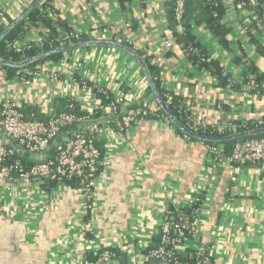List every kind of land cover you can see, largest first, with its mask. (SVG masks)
Instances as JSON below:
<instances>
[{
    "label": "crops",
    "instance_id": "crops-1",
    "mask_svg": "<svg viewBox=\"0 0 264 264\" xmlns=\"http://www.w3.org/2000/svg\"><path fill=\"white\" fill-rule=\"evenodd\" d=\"M170 1L128 0L121 5L119 0H51L46 11L62 24L59 29L95 40L127 41L149 55L162 90L180 96L207 125L264 118V94L254 92L244 74L248 60L264 74V52L256 45L264 50V27L251 9L225 6L222 21L230 27L226 49L205 22L196 23L199 0H186L189 32L228 76L229 82L219 85L215 75L193 66L183 52L175 36L182 25L171 24ZM30 3L0 0L1 23H8L7 16L22 15ZM26 24L18 40L39 44L47 39L46 27ZM165 40L172 45L167 48ZM35 69V79L25 83L0 75V102L20 100L24 110L36 107L41 119L46 115L40 99L50 94L63 99L59 95L75 92L79 81L121 95L120 112L139 102L149 84L131 53L109 45L73 49L57 60L39 62ZM149 106L156 108L153 102ZM53 108L59 112L55 104ZM96 137L103 154L90 212L75 186L33 188L26 196L12 186L1 188L0 264H82L103 248L120 253L105 264H152L150 251L157 244L162 216L195 192L209 159L206 146L151 118H140L122 133L103 125ZM201 192L199 238L182 240L177 253L186 255L201 242L212 264H264V163H219L213 188Z\"/></svg>",
    "mask_w": 264,
    "mask_h": 264
},
{
    "label": "built area",
    "instance_id": "built-area-1",
    "mask_svg": "<svg viewBox=\"0 0 264 264\" xmlns=\"http://www.w3.org/2000/svg\"><path fill=\"white\" fill-rule=\"evenodd\" d=\"M185 3L186 0H173V17L177 24L182 21ZM215 3L250 8L258 23L262 24L264 20V0H215ZM216 15L217 13L214 12L213 16ZM2 17L3 12H0V31L8 25V23H1ZM59 36L60 42H71L79 38L80 32L60 29ZM29 44L28 41L14 40L8 42L7 46L20 52L29 47ZM40 44L42 43L37 45ZM164 44L167 48L172 45L170 40H165ZM0 75L5 81L8 79L6 71L1 66ZM36 75L37 69L20 68L15 72L14 77L19 82L25 83L35 79ZM75 85L77 86L75 92H67L59 96L70 101V108L76 103L85 114H76L71 111L56 112L53 104L58 97L54 94L40 99V110L46 115L43 119L33 118L32 113L27 116L22 110L20 100L5 98L0 102V129L3 133L0 136V191L3 186L6 189L12 186L26 196L34 190L33 188L39 189V184L45 181H56V185H66V182L75 180L82 196V206L86 213L90 212L94 187L102 164L101 152L93 138L94 134L97 135L103 125L111 126L118 133H122L128 126L139 120V116L147 114H155V117L151 119L159 120L166 126H172L167 118L156 115L157 107H129L121 113L119 110V105L123 101L121 95L115 96L104 107L93 90L96 88L105 92L103 89L87 84L86 81L76 82ZM248 85L253 88L255 83L250 80ZM181 106L189 110L186 118L192 127L191 130L196 132L198 128L207 126L204 120L193 114L186 103ZM97 110L100 111L99 116L92 117L91 114ZM252 121L263 124L264 118ZM75 123L83 124V126L77 128L66 141H60L61 129ZM229 125L231 124L218 126V129L224 130ZM182 136L185 139L190 137L187 134ZM7 139L13 140L14 144H9ZM55 139L59 141V144L46 152L45 148ZM205 146L209 159L204 163L195 192L213 188L219 163L238 165L264 163V138L261 137L238 140L233 144L229 154H225L221 146ZM24 154L27 155V159H24ZM36 155L40 158L35 159ZM181 207L182 204L165 210L158 230L159 245L150 251V256L168 264H212L208 248L201 242L194 248L195 254L191 260L179 259L177 245L186 238L195 241L199 238L200 208L195 209L194 214L190 215L185 214ZM114 256L111 249L103 248L98 252L96 260L84 258L82 264L110 263Z\"/></svg>",
    "mask_w": 264,
    "mask_h": 264
},
{
    "label": "trees",
    "instance_id": "trees-1",
    "mask_svg": "<svg viewBox=\"0 0 264 264\" xmlns=\"http://www.w3.org/2000/svg\"><path fill=\"white\" fill-rule=\"evenodd\" d=\"M37 0H31V3L27 9L24 10V13L26 11H29L24 15L23 18H21L19 21H17L6 33L5 35L0 39V66L3 68V70L6 71L7 77H13L15 75V72L19 70L20 68H29L32 70H35V65L39 62H43L46 60H57L59 59L64 52L71 51L73 49L78 48H90L94 45H85L73 49H66L63 50L62 48L74 44V43H82V42H88V41H94L95 38L80 33V36L78 39H73L71 42H60V26L62 25L59 20L54 22L51 18H49L48 13L46 11V7L49 6L51 0H40L34 7L32 5ZM128 0H119L120 4L123 5V3ZM193 1V0H192ZM247 1V0H244ZM171 2V24H177L173 17V0ZM200 3V12L196 15V23H199L201 21L205 22L209 28L211 29L212 33L218 38L219 42L228 49V40L227 35L230 32V27L226 26L223 21L222 17L225 12V6H223L221 3H215V0H199ZM32 7V9H31ZM216 12L217 15L213 16V13ZM8 25H11L16 18H11L7 16ZM31 24V26H38L42 25L47 28L48 36L47 39L40 45L30 43L29 47L24 48L22 51L17 52L14 49L8 48L7 43L12 42L14 40L20 39L26 32L27 24ZM262 25L264 27V20H262ZM182 25V32L176 33L175 36L177 40L181 43V48L185 55L190 59V62L193 66L197 68L205 67L209 70L213 76L215 75L216 79L218 80L219 85H226L229 82L228 76L223 75L222 68L219 66L218 61L212 58H209L206 53L204 52L202 46L195 41L192 34L189 32V17L186 16V3H185V12L182 18V21L180 23ZM65 30H72L67 27H64ZM3 28L0 31V34L4 31ZM107 41L111 42H117L120 43L126 47H129L133 52L137 54L139 57L140 63H142L143 70L145 69L149 73L150 81L153 84V87L158 93V96L165 104L166 110L160 106L158 103L156 96L154 94V90L148 82V86L145 88L144 94L140 98L139 102L135 104H130L127 106V108H138V107H149L150 102H153L156 104V115L159 117L167 118L170 124L175 128L176 132L180 134L181 136L184 135L183 132L177 127H175L170 119V115L175 118V124H181L184 126H187L192 129L189 121L187 120L186 116L189 112V110L186 107H182L183 103L185 101L178 95L164 92L162 88L160 87V80H159V71L156 65L152 64L149 61V55L144 54L142 51L137 49L133 44L128 43L127 41H117L114 39H110ZM256 45L261 52V54L264 52L263 47L256 42ZM54 49H62L58 50L52 53H49L45 56L38 57L39 55L49 52ZM241 57H239L238 61ZM241 61V60H240ZM246 63V69H245V79H248L247 82L250 80H253L255 83V86L252 88L254 92L264 94V74H258L256 71V67L253 64L251 60L244 61ZM87 84H90L86 81ZM96 95V98L99 99L101 105L104 107L107 106L113 99L114 96L109 93H105L103 91H100L96 88L93 89ZM252 91V92H253ZM150 97V98H149ZM70 101L58 99L56 98L54 100V104L56 105L57 109L59 111H71L75 112L76 114H85L80 107L75 103L71 108L69 106ZM25 107V106H24ZM190 108V107H189ZM25 113L27 116H29L30 113L33 114V118L41 119L40 114L38 113V110L36 107H26ZM100 111L97 110L95 113H92L91 116L94 118H97L99 116ZM122 113V112H121ZM120 114V113H119ZM155 114H147L146 116H139V118H154ZM83 126V124H72L70 126L64 127L61 129V137L63 136H71L72 133L77 129ZM264 127L263 124H257L254 121H246V122H233L232 125L227 126L224 130H219L218 126L215 125H207L204 128H198L196 130V133L198 135H204L207 137H215L220 138L223 137L222 140H216V141H203L202 143L205 145H211V146H221L223 148V152L225 154H229L233 144L237 142L238 140H243L248 137H261L264 138V132L256 133V134H249L247 136H241L239 138H225L228 135L235 133H242L246 131H250L256 128ZM1 133V130H0ZM93 138L95 139L96 145L97 144V137L96 134H94ZM190 140H197L196 137L192 136L189 137ZM10 140V139H9ZM12 144H14L13 140H10ZM200 141V140H199ZM99 148V147H98ZM101 157H102V148L100 150ZM24 159H27V155H23ZM67 185L71 186H77V182L75 180L71 182H66ZM56 186V181H45L41 184H39V187L42 190H50L52 187ZM202 201V192H194L192 195V198L186 202L185 204H182L181 209L184 211L185 214H194L195 209L200 208ZM173 208V206L171 207ZM156 239V246L159 245V236L155 237ZM115 256L112 258V261L110 263H113L117 260L118 256L120 255L119 251L116 249H111ZM100 252V251H98ZM98 254V253H97ZM97 254L91 255L90 260H96ZM194 250H188L186 252V255H179L180 260H191L194 256Z\"/></svg>",
    "mask_w": 264,
    "mask_h": 264
},
{
    "label": "water",
    "instance_id": "water-1",
    "mask_svg": "<svg viewBox=\"0 0 264 264\" xmlns=\"http://www.w3.org/2000/svg\"><path fill=\"white\" fill-rule=\"evenodd\" d=\"M40 0H37L33 5L32 7H34ZM31 7V9H32ZM30 10V9H29ZM28 10V11H29ZM26 11L25 13H23L22 15H20L19 17L16 18V20L11 24V25H7L4 29V31L0 34V39L5 35V33L17 22L19 21L21 18L24 17V15L28 12ZM85 45H109V46H114V47H118V48H121L129 53H131L138 61H139V57L137 56V54L135 52H133L131 49H129V47H126L120 43H117V42H111V41H107V40H94V41H88V42H82V43H74V44H70L64 48H62L63 50H66V49H73V48H77V47H81V46H85ZM62 49H54V50H51L49 52H45L41 55H39L38 57H41V56H45L49 53H52V52H55V51H58V50H62ZM140 63V61H139ZM142 65V63H140ZM143 66V65H142ZM144 67V66H143ZM145 71V74L147 76V79L148 81L150 82L153 90H154V94L156 96V99L158 101V103L160 104V106L162 108H164V110H166L165 108V104L163 103V101L160 99V97L158 96V93L157 91L155 90V88L153 87V84L151 83L150 81V77H149V73L144 69ZM170 119L173 123V125L176 127H178L184 134H187L188 136L192 137H196L197 140H200V141H216V140H222L223 137H220V138H215V137H207V136H204V135H198L195 131L191 130L190 128H188L187 126H184V125H181V124H175V118L173 116L170 115ZM176 127V128H177ZM261 132H264V127H260V128H256V129H253V130H250V131H246V132H242V133H233V134H230L228 135L227 137L225 138H239L241 136H247L249 134H256V133H261ZM68 139V136H63L60 138V141H66ZM59 144V141L57 139L53 140L51 142V144H49L46 148H45V151L46 152H49L51 149L54 148V146H57ZM40 156L36 155L35 156V159H39ZM150 262L152 264H168L167 262L163 261V260H160V259H157L155 257H150L149 258Z\"/></svg>",
    "mask_w": 264,
    "mask_h": 264
}]
</instances>
